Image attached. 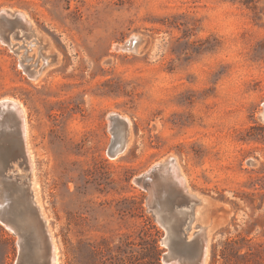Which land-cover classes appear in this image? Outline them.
Masks as SVG:
<instances>
[{"label": "rangeland", "instance_id": "1", "mask_svg": "<svg viewBox=\"0 0 264 264\" xmlns=\"http://www.w3.org/2000/svg\"><path fill=\"white\" fill-rule=\"evenodd\" d=\"M0 20V100L24 108L31 164L2 175L29 183L56 264H153V239L160 261L134 179L164 160L199 199L205 264H264V0H0ZM131 36L136 52L113 48ZM111 113L129 126L113 158ZM18 138L0 117L1 165ZM17 241L0 223V264Z\"/></svg>", "mask_w": 264, "mask_h": 264}, {"label": "water", "instance_id": "2", "mask_svg": "<svg viewBox=\"0 0 264 264\" xmlns=\"http://www.w3.org/2000/svg\"><path fill=\"white\" fill-rule=\"evenodd\" d=\"M10 15L19 16L15 13ZM0 39L6 41L5 36H1V32ZM139 41L140 38L138 36H131L122 46L114 45L113 48L115 50H134V52H136V46ZM6 114L7 110H5L2 103H0V117H4ZM108 119L111 125L112 138L108 145L107 155L113 157L116 154H121L126 149L129 139V126L128 120L118 114L111 113ZM19 146L22 148L20 141ZM19 156L21 155L19 154ZM16 157L17 155L15 153L8 152L7 156L2 158L4 164H0V201L5 189L11 199V194H13L18 187L15 183L14 186H10L9 183L14 182V179L9 178L11 175H2V171L5 169H11L10 173L12 172L14 169L12 162ZM167 161L168 160H164L154 164L149 171L140 174L134 179L136 184L147 191V210L164 229V235L160 240V244L164 246L165 251L161 255L160 262L161 264H205L206 257L208 256L206 249L208 238L205 233V227L198 224L191 226L194 206L198 204L199 199L194 195L189 199V203L180 204V200L183 197L180 191H169L166 194L161 192L159 181L160 171L163 168H167ZM151 182H155L153 188L151 187ZM27 192L31 197V192L28 188L24 193ZM10 199L0 205V219L13 226L14 234L18 237V253L14 264H52L51 261H49V246L46 243H44V253L46 252L44 258L42 256L39 258L40 255L37 257L35 246L31 242V234L34 233L33 228L30 226L26 227L23 225V222L21 223V220H24V218L19 217L21 214L20 210L16 211V213L13 212L14 208L16 209V203L14 199H12L13 201ZM173 210H184L183 212L188 215V217L186 216L188 219L185 217L183 223L174 222L169 217V212Z\"/></svg>", "mask_w": 264, "mask_h": 264}, {"label": "bare ground", "instance_id": "3", "mask_svg": "<svg viewBox=\"0 0 264 264\" xmlns=\"http://www.w3.org/2000/svg\"><path fill=\"white\" fill-rule=\"evenodd\" d=\"M16 18L20 21V23H22L21 25H25L26 30L29 31L30 28L28 26V22L24 23L23 17H16ZM16 24L18 25L19 23H16ZM2 25H3L2 21L0 20V32L2 33V36H5L6 35L5 34V28ZM13 29L14 28H12V30ZM18 29H19V27H18ZM18 29L15 30L13 32V34H11L9 37V39H10L9 45L11 47L16 45V43H13L14 39L12 40V38H13V35L20 34V29L19 30ZM119 46H122V45H119ZM15 51H16V49H15ZM21 65H22L23 69L25 70V72L27 73V75L32 76V78H36V77H38V75H40L42 73L41 72L42 71L41 70L42 65H40V67H38V69H36V70L34 68H32L31 70H27L28 66L23 65V64H21ZM0 103H2V106H4V109L7 110V113L10 114V119L12 118L14 120V126L16 127L17 135L19 137L18 140L20 141V144L22 146V148L19 146L20 149H18V152L15 153L17 155V157H19L18 159H20L17 163L25 164V167L30 168L31 164L29 163L28 160H26L27 159V152L25 150L26 130H25V126H23L25 123L24 108L22 107V105L19 102L12 101L11 99H7V98L1 99ZM261 120L264 121V112L261 113ZM19 154L21 156H19ZM115 156H113V157H115ZM168 163H169V161L167 162V168H163L160 171L159 181H160L161 192L163 194L164 193L166 194L169 191L170 192L180 191L181 193L183 192L188 197H191V195L189 196L188 194H186L185 188L183 186L184 179L181 178V179L176 180L178 178L177 176H178L179 170L177 169L178 173L175 170L172 171V169L169 168L170 165ZM175 167H177V166H175ZM11 177H13V176H11ZM7 181L10 182L9 180H7ZM13 181L14 182L9 183L11 187L14 186L15 180H13ZM21 181H22V179H21ZM17 185H18L17 189L15 190V192H13V194H11V197H12L11 199H10V196L7 194L6 189H5V191L3 192V197L1 198V201H0V205H2V203L7 202L8 199H10V200L14 199V201L16 203V209H14V213H16V211L20 210L21 214L19 215V217L24 218V220H21V223L23 222V225H25L26 227L30 226L33 228L34 233L31 234L32 235L31 242L35 246V249L37 252V254H36L37 257H39V255H40L39 258H41V256L44 258V255L46 253V252L44 253V248H45L44 243H46L49 246V249H48L49 259H50L49 261H51L52 264H56L57 261L53 260V259H55V255H56V254L54 255L55 248L50 242V240H51L50 234H49L48 230L46 229V226L44 224V219L41 218L39 208L33 202L32 196L30 197L28 192L24 193L27 191V188L29 189V183H27V180H25L24 183H20ZM154 185H155V182H151L152 188ZM12 211H13V209H12ZM178 212L179 211H176V210L169 212V217L171 218V220H173L174 222H177V223H179L178 222V216H177ZM0 223H2L6 228H8L14 234V228L8 222L0 219Z\"/></svg>", "mask_w": 264, "mask_h": 264}, {"label": "trees", "instance_id": "4", "mask_svg": "<svg viewBox=\"0 0 264 264\" xmlns=\"http://www.w3.org/2000/svg\"><path fill=\"white\" fill-rule=\"evenodd\" d=\"M252 1L253 0H242V3L245 4V5H248ZM152 242H153L152 247H153V249L155 251V258H154L153 264H161L160 261H159V255H160L161 252L158 250L157 240L156 239H153ZM236 244H237L236 241L226 242L225 243V247H224V249L221 250V253H220L221 258H223V260H224L225 263L226 262H229L230 258H229L228 252L231 251ZM235 254H236V252H235ZM213 258H214V255H212V259Z\"/></svg>", "mask_w": 264, "mask_h": 264}, {"label": "flooded vegetation", "instance_id": "5", "mask_svg": "<svg viewBox=\"0 0 264 264\" xmlns=\"http://www.w3.org/2000/svg\"><path fill=\"white\" fill-rule=\"evenodd\" d=\"M19 47V46H18ZM182 194V196H183V198L180 200V204H186V203H189V199L191 198V197H188L187 195H185L183 192L181 193ZM177 211H179L178 212V222L179 223H183L184 221H185V217L187 216L188 217V215H186L183 211L184 210H177ZM186 217V218H187ZM188 219V218H187Z\"/></svg>", "mask_w": 264, "mask_h": 264}]
</instances>
